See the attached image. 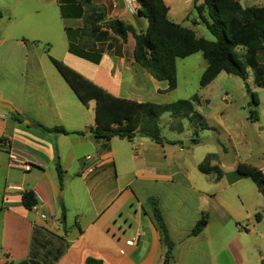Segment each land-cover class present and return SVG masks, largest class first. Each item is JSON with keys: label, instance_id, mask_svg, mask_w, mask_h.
Wrapping results in <instances>:
<instances>
[{"label": "crops", "instance_id": "1", "mask_svg": "<svg viewBox=\"0 0 264 264\" xmlns=\"http://www.w3.org/2000/svg\"><path fill=\"white\" fill-rule=\"evenodd\" d=\"M121 1L92 0L106 11L103 29L119 19L138 32L146 31L148 21L128 13ZM164 1L170 19L178 24L176 7L184 6L186 12L195 4H204V0ZM239 1L248 7L264 6V0ZM207 12L206 8V19ZM63 19L75 24L65 26L68 42L56 58L116 97L139 103L171 102L169 95L174 91L168 92V82L156 80L132 58V36L127 44L120 42L121 56L115 49L108 50V42L98 43L82 55L72 50L79 41L66 31L80 29L82 20ZM193 23L200 26L198 20ZM0 103L14 109L0 108L1 260L31 264H86L89 258L104 264H264V230L259 224L263 217L251 225V214L245 216L246 202L251 210L263 203L264 197L251 178H233L237 167L221 179L205 175L199 170L204 158L194 155L193 162L184 160V147L166 138L164 144L147 137L145 141L141 135L134 140L114 138L105 150L106 142L97 140L91 130L95 127V101L84 105L55 66L46 63L45 53L24 39L0 37ZM182 120L175 133L183 131ZM37 125L62 127L72 134L45 133ZM14 161L32 169L25 172L13 167ZM58 162L64 171L63 186ZM91 167L95 171H89ZM28 192H37L42 198L32 210L22 202ZM152 200L158 202L176 245L170 262H166L167 248L155 224ZM62 207L66 209L65 222ZM204 216L206 228L192 236ZM246 222L249 226L243 225ZM132 240L135 244L129 245Z\"/></svg>", "mask_w": 264, "mask_h": 264}, {"label": "trees", "instance_id": "2", "mask_svg": "<svg viewBox=\"0 0 264 264\" xmlns=\"http://www.w3.org/2000/svg\"><path fill=\"white\" fill-rule=\"evenodd\" d=\"M61 4V13L65 19H81L83 26L66 31L78 46L72 50L84 55L86 50L95 48L98 43L108 42V50H116L122 55L121 44H127L129 37L133 38L132 58L142 68L147 70L156 80L167 81L168 92L175 91L178 86L177 62L197 53H202L207 61V67L202 74L200 87H208L221 73L235 75L247 81L248 69L253 70L254 81L258 87L264 88V6L248 7L239 0H204L203 5H194L197 20L206 24L208 30L216 38L209 41L198 37L196 32L170 19V8L164 0H139L138 16L148 21L146 31L138 32L134 26L116 19L106 24L104 8L96 6L92 0H65ZM207 8L208 19L204 12ZM0 13V18H1ZM195 20L194 22L196 23ZM49 53V52H48ZM49 58L64 80L74 91L79 100L86 106L95 101V127L91 130L99 141H105L104 149H109V142L114 138L134 140L137 135L150 138L157 144H164L160 126L161 117L170 113L174 119H188L199 143V133L210 129L205 117L196 110L201 104L198 94L190 100H180L172 103L155 104L139 103L116 97L97 86L83 75L73 70L63 61L51 56ZM98 61V60H96ZM252 101L253 106L259 104L257 94ZM15 120L20 121L17 114L12 113ZM257 111H251V118L257 120ZM45 133H60L69 135L62 127L47 128L37 125ZM218 155L209 154L199 165V170L205 175H215L216 179L224 176V171L216 164ZM60 184L63 186L64 171L57 163ZM233 178H251L264 197V172L245 163H239ZM23 205L32 210L39 205L34 192L23 195ZM153 217L159 230L162 242L167 248L166 262L173 259L175 243L172 240L167 224L159 208L158 202L152 200ZM3 209L0 208V212ZM262 215H256L260 221ZM66 220V209L62 207V221ZM208 224L204 216L194 227L192 236L200 235ZM0 264H31L29 261L15 263L1 260ZM86 264H104L102 260L89 258Z\"/></svg>", "mask_w": 264, "mask_h": 264}, {"label": "rangeland", "instance_id": "3", "mask_svg": "<svg viewBox=\"0 0 264 264\" xmlns=\"http://www.w3.org/2000/svg\"><path fill=\"white\" fill-rule=\"evenodd\" d=\"M65 2V0H0L2 16L0 37L11 40L24 39L34 44L36 49L45 53L46 63L52 65L48 52L55 58L61 56L62 47L68 42L65 26L75 24V21L62 18L60 4ZM121 2L125 6L124 1ZM174 10L178 11L174 18L180 22L179 24L194 29L198 37L209 41L216 40L206 24L199 21L200 26L197 27L198 25L193 23L197 20L195 9L184 12V6H179ZM136 26L140 28L139 24ZM72 29L76 30V28ZM131 39L133 41V38ZM78 51L82 50L79 48ZM206 67L207 61L202 53L178 60V86L176 91L169 95L171 100L169 103L190 100L198 94L202 103L196 106V110L205 117L210 129L201 131L198 136L200 142L195 143L194 140L197 137L190 130L189 120L184 119L183 131L175 133L174 128L179 127L183 120H173L172 115L166 113L160 119L162 136L167 140H175L176 145L184 147V160L193 162L194 155L205 159L208 154H216L218 155L216 164L225 174L234 172L239 163H245L263 171L264 88L256 85L253 70L249 68L247 81L223 72L208 87L202 89L200 80ZM251 94H257L259 99L255 109ZM252 110L257 111V120L251 118ZM145 139L147 138L144 137ZM236 202L240 205L238 200ZM263 203L257 207L254 206L251 210L249 203L245 204V216L251 214L249 219L251 225L257 223L258 213L262 215L263 221L259 223L260 230H264ZM255 210H258L257 213H254ZM243 225L249 226V223L246 222Z\"/></svg>", "mask_w": 264, "mask_h": 264}, {"label": "built area", "instance_id": "4", "mask_svg": "<svg viewBox=\"0 0 264 264\" xmlns=\"http://www.w3.org/2000/svg\"><path fill=\"white\" fill-rule=\"evenodd\" d=\"M123 1H124L125 8H126L128 13L138 14V11L141 7L139 0H123ZM90 159H91V157H87V160H90ZM12 166L16 167V168H20L21 170H23L25 172L30 171L32 169L31 165H29L27 163L17 162V161L12 162ZM95 169H96L95 167H91L89 169V171L93 172V171H95ZM34 194H35V196L38 199L39 204H40V202H42V198L40 197V195L37 192ZM43 218L46 219L47 216H43ZM128 244L134 245L135 241L132 240V241L128 242Z\"/></svg>", "mask_w": 264, "mask_h": 264}, {"label": "water", "instance_id": "5", "mask_svg": "<svg viewBox=\"0 0 264 264\" xmlns=\"http://www.w3.org/2000/svg\"><path fill=\"white\" fill-rule=\"evenodd\" d=\"M250 97H251V101H253L254 100V95L253 94H251L250 95ZM0 108L1 109H5V110H8V111H10V112H14V109L10 106V105H8V104H4V103H0ZM256 108V106H254V109ZM140 136V134H138V137ZM190 144V143H189ZM191 145V144H190Z\"/></svg>", "mask_w": 264, "mask_h": 264}]
</instances>
